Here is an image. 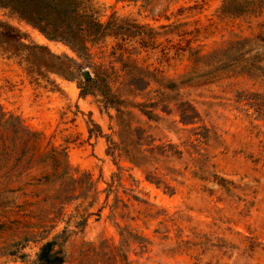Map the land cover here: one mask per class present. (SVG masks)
<instances>
[{
  "label": "rangeland",
  "instance_id": "1",
  "mask_svg": "<svg viewBox=\"0 0 264 264\" xmlns=\"http://www.w3.org/2000/svg\"><path fill=\"white\" fill-rule=\"evenodd\" d=\"M84 0L88 55L0 9V264H264V5Z\"/></svg>",
  "mask_w": 264,
  "mask_h": 264
},
{
  "label": "trees",
  "instance_id": "2",
  "mask_svg": "<svg viewBox=\"0 0 264 264\" xmlns=\"http://www.w3.org/2000/svg\"><path fill=\"white\" fill-rule=\"evenodd\" d=\"M264 0H229L228 13L253 12L263 7ZM0 9L17 14L50 40L65 41L88 55L86 42L97 40L102 25L86 11L84 0H0ZM48 242L38 256V264H63Z\"/></svg>",
  "mask_w": 264,
  "mask_h": 264
}]
</instances>
